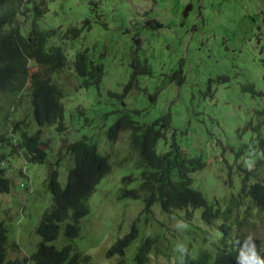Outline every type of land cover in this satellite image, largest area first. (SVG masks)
Wrapping results in <instances>:
<instances>
[{"label": "rangeland", "instance_id": "rangeland-1", "mask_svg": "<svg viewBox=\"0 0 264 264\" xmlns=\"http://www.w3.org/2000/svg\"><path fill=\"white\" fill-rule=\"evenodd\" d=\"M46 1L48 9L38 26L45 31L57 29V37L52 42L59 45L68 40L66 47H75L80 42V47L90 48L93 59L106 65V76L100 88L81 87L82 81L72 72L71 64L63 74L53 76L67 95L63 101L67 140L63 143L54 127L43 130V137L49 143L42 149L48 151L49 161L55 162L61 154L65 158L59 166L62 186L66 184L73 162L66 154L64 145L68 142L79 141L86 135L91 141H97L99 152L108 154L114 162L113 172L90 199L91 212L82 221V236L75 241V247L89 255L92 264H130L140 242L153 236L159 240L153 248L150 264H183L187 248L180 252L173 249L184 246L187 232L180 230L176 220H171L176 219L175 215L166 217L154 207L153 215L145 217L141 200L119 199L122 177L126 172L138 170L132 162L121 167L117 155L126 157L129 136L124 134L117 144H111L105 137L104 115L107 111H118L107 120L109 127L126 111L146 109L139 118L145 122L170 113L172 128L177 130L176 137L183 149L207 161V167L195 176L194 188L209 200L217 198L228 179L230 166L233 170L238 163H243L253 169L252 163L245 162L247 155L241 158L245 161L233 164L238 150L237 129L249 119L255 122L258 119L251 108L254 101L248 102L245 98L240 104L237 97L246 78L264 75V27L258 28L264 13V0ZM86 19L90 21L85 24ZM148 19L162 22L164 28H144ZM18 21L28 31L26 27L30 22L24 17ZM71 27L85 28L81 41L65 38ZM134 50H139V57L151 68V74H140L138 79L140 88L157 95L155 102L135 89L123 98L108 95L109 91L120 96L124 94L136 63V60L133 62ZM72 52L69 48V56ZM180 62H184L187 79L177 85L172 75L180 69ZM223 73L230 78L224 79ZM30 93L27 87L17 97L0 95V136H11L14 143H18L20 137L19 133L12 132L15 121L24 119L28 125L23 130L29 135L38 129L32 117ZM85 116L89 124H85ZM0 145L6 155L11 152L1 164L6 169L11 190L9 194L0 195V221L5 222L10 241L18 245L10 247L8 259L19 264H33L29 256L42 241L36 229L44 212L52 206V195L45 188L49 166L28 162L21 149L1 140ZM132 177L135 178V174ZM214 178H220L218 183L212 182ZM231 178L235 180V175L231 174ZM261 178L264 181V175ZM225 192L229 202L232 191ZM236 202L230 208L227 223L235 225L234 234L239 228L243 235L246 243L244 264H258L257 249L264 247V209L253 204L248 210L246 202L241 206L239 199L236 198ZM239 220L243 221L241 225ZM135 222L140 225L138 243L125 255L109 258L107 252L111 245L125 236ZM222 223L223 220L214 221L212 233ZM195 249L191 248L190 254Z\"/></svg>", "mask_w": 264, "mask_h": 264}, {"label": "trees", "instance_id": "trees-1", "mask_svg": "<svg viewBox=\"0 0 264 264\" xmlns=\"http://www.w3.org/2000/svg\"><path fill=\"white\" fill-rule=\"evenodd\" d=\"M47 9L46 0H0V95L17 97L29 87L32 117L38 127L33 135H29L23 130L28 123L24 119L15 121L12 132L20 134L18 143L7 135H1L0 140L21 149L28 162L49 166L45 188L52 195V206L44 212L36 229L42 241L29 256V261L33 264H92L89 255L77 250L75 241L82 236V221L91 212L90 199L113 172L114 162L108 154L99 152L97 141H91L86 135L81 136L79 141L64 145L66 154L74 158V164L69 169L66 184L62 186L59 166L65 158L61 154L55 162L49 161L48 151L42 149L43 145L48 146L49 143L43 137V130L54 127L61 141L64 143L67 140L64 136L68 128L66 107L63 103L67 95L53 76L63 74L71 64L72 72L82 81L81 87L100 88L106 76V65L93 59L90 48L80 47V42L75 47H66L68 40H64L63 44H54L52 39L57 37V29L45 31L38 26ZM20 17L30 22L26 27L28 31L18 21ZM89 21L86 19L85 24ZM149 22L151 25H147ZM145 23L144 28L151 30L164 28L163 23L155 19H148ZM259 27H264V13ZM84 29L71 27L65 38L81 41ZM69 48L73 49L72 56H69ZM138 52L133 51V62L136 60V63L133 64V73L124 94L120 96L109 91V97L123 98L135 89L156 101V94L151 95L147 89L140 88L138 76L151 74V68ZM183 66L184 62H180V69L172 75L177 85H182L187 79ZM222 77L230 78L224 73ZM245 98L248 102L254 101L251 108L258 114V119L256 122L249 119L237 129L238 150L233 164L245 161L241 158L247 155L245 162L252 163L253 169L250 170L243 163H238L233 170L230 166L228 179L219 195L210 200L194 188L195 176L207 167V161L183 149L176 137L177 130L172 128L170 113L145 122L139 118L146 109L126 111L108 127L107 120L118 111L105 112L106 120L103 121L108 141L117 144L121 136H129L126 157L117 155L121 167L124 163L132 162L138 170L136 173L126 172L122 177L119 199L141 200L145 217L146 214L153 215L154 207H158L166 217L175 215L176 219L171 220H176V224L181 226L180 230L187 232L183 264H244L246 260L243 235L239 228L234 234L235 225L231 226L227 220L230 208L237 204L236 198L239 199V206L246 202L248 210L253 204L264 209V181L261 178L264 175V75H253L240 85L237 102L242 104ZM84 119L85 124H89V118L85 116ZM247 149L252 152L247 153ZM10 155L11 152L6 155L0 149V195L8 194L11 190L6 169L1 166ZM132 174L136 177L133 178ZM231 174L235 175V180ZM219 180L214 178L212 182L218 183ZM225 190L232 191L229 202ZM221 205L226 208L223 209ZM216 220H223V223L212 233V223ZM242 223V220L238 221L239 225ZM139 231L140 225L137 226L135 222L125 236L111 245L107 256L125 255L138 243ZM158 240L153 236L142 240L130 264H150ZM10 247L18 245L10 241L8 228L5 222L0 221V264H19L8 259ZM191 248H196L193 254H190ZM173 250L181 251L180 248ZM257 257L258 264H264V247L257 249Z\"/></svg>", "mask_w": 264, "mask_h": 264}, {"label": "clouds", "instance_id": "clouds-1", "mask_svg": "<svg viewBox=\"0 0 264 264\" xmlns=\"http://www.w3.org/2000/svg\"><path fill=\"white\" fill-rule=\"evenodd\" d=\"M2 152H3V151H2ZM71 157H72V156H71ZM72 161H73V162H72V165H73V164H74V158H73V157H72ZM8 194H9V193H8ZM178 247L180 248L181 251H186V248H184L183 245H179Z\"/></svg>", "mask_w": 264, "mask_h": 264}, {"label": "bare ground", "instance_id": "bare-ground-1", "mask_svg": "<svg viewBox=\"0 0 264 264\" xmlns=\"http://www.w3.org/2000/svg\"><path fill=\"white\" fill-rule=\"evenodd\" d=\"M223 219V218H222Z\"/></svg>", "mask_w": 264, "mask_h": 264}]
</instances>
